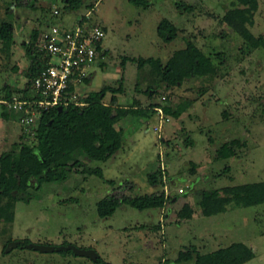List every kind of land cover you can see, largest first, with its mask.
<instances>
[{"label": "rangeland", "instance_id": "374dc122", "mask_svg": "<svg viewBox=\"0 0 264 264\" xmlns=\"http://www.w3.org/2000/svg\"><path fill=\"white\" fill-rule=\"evenodd\" d=\"M147 1L148 7L143 9L128 0H83L80 10L72 14L78 19L86 11H94L90 21L103 26L102 45L107 51L99 65L88 69L89 83L80 84L77 94L82 100L105 86L116 89L123 78L115 110L133 106L140 91L143 102L139 106L146 109L152 106L145 104L148 98L160 108H187L179 119L170 117L163 136L155 128V112L148 111L147 118L131 116L118 122L115 127L122 130L124 140L110 159L101 163L79 157L86 165L101 168L103 179L83 174L79 167L65 182L42 184L38 191L30 188L32 200L14 204L12 223L4 221L10 208L4 210L6 215L0 214V264H96L70 252L43 254L21 246L5 253V245L13 241L92 249L107 264H171L179 251L189 246H200L201 254L209 253L214 250L211 244L202 246L210 239L211 229L206 224L212 217L205 215L230 206L228 192L233 186L264 182V48H251L224 21L229 12L247 6L240 0ZM64 4V0H0V26L10 23L13 33L10 47L0 41V99L25 87L30 65L25 44L41 23L50 21L53 10L67 18ZM257 4L251 23L244 27L264 41V0ZM163 19L177 29L171 42L157 35ZM187 42L211 58L213 74L182 78L169 85L152 65L139 67L137 61H130L157 59L165 67ZM111 96L106 93L102 103L109 105ZM2 113L0 105V155L22 144L30 146L38 124L26 128L19 123V115L8 114L12 117L8 121ZM232 140L243 144L235 157L213 158L216 148ZM190 141L192 146H188ZM160 167L164 188L148 182V176ZM226 167L229 172L223 171ZM180 188L183 195L178 193ZM161 189L177 198L175 205L167 203L163 212L139 211L122 204L110 217L97 214L96 204L103 198L121 200L159 194ZM203 202L208 208L200 206ZM7 203L1 200L0 207ZM186 205L194 212L190 220L166 222L165 213L177 222ZM234 224L236 232L222 244L241 242L255 255L245 264H264V204L243 208V216Z\"/></svg>", "mask_w": 264, "mask_h": 264}, {"label": "trees", "instance_id": "16d2710c", "mask_svg": "<svg viewBox=\"0 0 264 264\" xmlns=\"http://www.w3.org/2000/svg\"><path fill=\"white\" fill-rule=\"evenodd\" d=\"M257 1L240 0V3L247 7L243 10L237 9L229 12L224 17V21L254 49L264 48V41L261 37L255 38L244 27V23H251L249 18H251V13L258 8ZM82 2L83 0H64L66 13L73 14L79 11ZM128 2L143 9H146L149 4L147 0H128ZM185 8L190 10L189 7ZM49 20L41 23V26L31 33L30 41L25 44L26 54L30 59V65L25 73V87L17 89L16 92L7 93L0 100H9L13 95H18L24 99L27 95L32 79L42 67V57L37 51L36 45L44 28L43 26L56 23L52 17ZM157 35L163 41L171 42L177 37V29L172 23L163 19L157 26ZM0 41L7 48L12 44L13 33L10 23L1 24ZM130 61H137L139 67H144L147 64L152 65L153 70L160 74L162 79L169 85L177 84L182 78L202 77L215 72L211 58L191 42H187L185 49L176 52L165 67H162L157 59L138 60L132 58ZM123 66L124 62L122 63ZM85 82L87 80H84ZM122 83L123 78L119 80L120 86L116 89L105 86L85 99H80L85 104L82 108L71 104L42 111L31 145L22 144L16 146L17 149L0 155V201L3 199L8 201L7 206L0 207V214L6 215L3 213L4 210L10 208V215L4 221L13 222L15 203H29L32 200L33 195L28 191L30 188L38 191L42 184L65 182L68 180L69 174L76 168L82 167L81 173L103 179L101 168L90 167L83 163L79 157H85L89 162H106L121 149L124 140L122 130L117 129L115 125L129 116L146 117L147 112L149 111L152 114L154 112L153 108H155V106H150L149 110L131 106L116 108L115 110L114 104L117 95L123 92ZM108 92L112 96L110 104L105 105L102 100ZM1 106L3 109L2 117L7 120L8 113L4 112V107ZM59 107H61V110H59ZM186 108L187 105H179L176 109L166 106L162 108V111L167 116L179 118ZM189 144H191V141ZM241 146L243 144L238 140L225 142L216 150L215 159L227 160L233 158L236 155V150ZM71 158L74 160L69 163L68 161ZM223 171L229 172V167H226ZM163 174L160 168L150 174L148 176L149 184L160 185L164 188ZM205 196L207 197V194ZM170 200H172V197L165 196L164 190L161 189L159 194L129 197L121 200L115 197L103 198L97 202L96 211L100 218H107L112 216L122 204L144 211L163 208ZM227 201L230 204L227 209L225 207L215 211L225 212L228 209L249 208L264 204V182L233 186L229 189ZM200 206L208 208L206 202L200 203ZM191 214V208L186 205L182 208L178 217L188 219ZM156 229H159V227ZM25 244H28V242L23 241L19 246ZM60 253L65 254L67 252ZM254 256V252L250 247L239 242L206 254H201L195 246H189L180 250L171 264H245L251 261ZM95 263L107 264L101 258ZM165 264H168L167 261Z\"/></svg>", "mask_w": 264, "mask_h": 264}, {"label": "built area", "instance_id": "2783aa9c", "mask_svg": "<svg viewBox=\"0 0 264 264\" xmlns=\"http://www.w3.org/2000/svg\"><path fill=\"white\" fill-rule=\"evenodd\" d=\"M91 10L78 19L71 13H65L67 18L64 19L59 10L52 11L56 23L45 26L37 42L43 62L27 95L24 99L13 95L9 100H0L5 112L19 115L21 126H35L42 111L49 108L71 104L85 106L77 94V87L88 79V69L99 65L107 52L102 45L104 28L91 23L94 12ZM156 111L162 119V109ZM178 193L183 194L184 190L180 188Z\"/></svg>", "mask_w": 264, "mask_h": 264}, {"label": "crops", "instance_id": "0c3cea01", "mask_svg": "<svg viewBox=\"0 0 264 264\" xmlns=\"http://www.w3.org/2000/svg\"><path fill=\"white\" fill-rule=\"evenodd\" d=\"M106 68V66H102V69H105ZM89 82H87V84H88ZM140 94H138L136 97H135V100H136V103H134V108H142V109H145L144 107H142V106H139V104L140 103H142L143 101L140 99L141 98V96H143L142 95V93H141V91L139 92ZM118 95H117V103H118ZM148 101V103L146 102L145 104H147V105H151L152 104V106H155L156 104H158V103H154V102H150L149 100H150V98H148L147 99ZM138 102V103H137ZM145 106V105H144ZM160 107H159V105H157V106H155V108H153V110H154V112H155V114L157 115V117H155L156 118V120L158 121V126L157 127H155V128H157V129H160L161 130V134H162V136H163V127H164V125L165 124H167L169 121H170V116H167V115H165V114H163L162 113V119H161V116L159 115V113L156 111L157 109H159ZM162 109V108H161ZM5 112V111H4ZM9 115H11V114H9ZM8 115V121L10 120V119H12V117L11 116H9ZM12 115H17V114H12ZM130 117V116H129ZM181 117V116H180ZM179 117V118H180ZM128 118V117H127ZM126 118V119H127ZM136 118V117H135ZM137 118H139V117H137ZM144 118H146V117H144ZM163 118H165V119H163ZM179 118H175V119H179ZM122 121V120H121ZM120 122V121H119ZM193 145V141H192V143L191 144H188V146H192ZM219 148V147H218ZM218 148H216V150L218 149ZM216 150H214V156H213V158H215V156H216V154H215V152H216ZM214 160V159H213ZM162 165V164H161ZM162 167H160V169H161ZM166 191V190H165ZM164 191V192H165ZM184 194V193H183ZM182 194V195H183ZM181 195V194H180ZM165 196H167V197H169V195H165ZM176 201H177V198L176 197H174V199L172 198V200L169 202V203H171L172 205H175V203H176ZM167 204V203H166ZM166 204H165V206H166ZM163 207V208H159V209H155V210H158V211H162L163 212V210L166 208V207ZM192 210V209H191ZM193 215H194V212H193V210H192V214H191V217L190 218H188V219H185V220H190L192 217H193ZM165 219H166V222H171V223H179V217H176V218H178V221L177 222H175L174 221V219L172 218V216L168 213H165ZM171 217V219H170V217ZM204 216V215H203ZM240 216H243V208H238V209H228L227 211H225V212H223V211H215V212H211L210 213V215L208 214V215H205V217H212V219H211V221L209 220L208 221V223L206 224L211 230H209V241H207V243L205 244V245H203L202 247H204L205 248V246L206 247H208V245L209 244H211V246L213 247V251H210V252H214V251H217V250H219V249H222V248H225V247H227V246H229L230 244H232V243H230V244H228V245H223L222 244V241H223V239H225V237H227L229 234H232V233H234V232H236L234 229H233V226L235 225L234 223L238 220V218L240 217ZM159 217V216H158ZM176 220V219H175ZM181 220V219H180ZM182 221V220H181ZM142 227V229H144L145 228V226L144 225H142L141 226ZM157 228H158V226H156ZM234 230V231H233ZM158 231V230H157ZM233 243H238V242H233ZM239 243H241V242H239ZM196 248H197V250L199 251L200 250V246H195ZM200 252V251H199ZM201 253V252H200ZM203 254V253H202ZM206 254V253H205ZM178 255V254H177Z\"/></svg>", "mask_w": 264, "mask_h": 264}, {"label": "water", "instance_id": "95a60500", "mask_svg": "<svg viewBox=\"0 0 264 264\" xmlns=\"http://www.w3.org/2000/svg\"><path fill=\"white\" fill-rule=\"evenodd\" d=\"M67 1V0H66ZM61 110V107H59ZM22 242L20 241H13L7 244L4 252L9 253L12 249L18 247ZM21 247H24L28 250H34L43 254L46 253H60V252H72L73 255L78 257H84L92 262H96L100 257L99 255L92 249H80L73 245H62L58 247L54 246H44V245H34V244H25Z\"/></svg>", "mask_w": 264, "mask_h": 264}]
</instances>
